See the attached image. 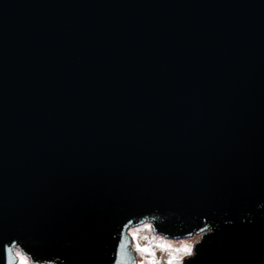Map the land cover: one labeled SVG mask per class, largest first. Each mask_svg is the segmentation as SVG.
Segmentation results:
<instances>
[{
    "label": "water",
    "instance_id": "1",
    "mask_svg": "<svg viewBox=\"0 0 264 264\" xmlns=\"http://www.w3.org/2000/svg\"><path fill=\"white\" fill-rule=\"evenodd\" d=\"M264 264V0H0V264Z\"/></svg>",
    "mask_w": 264,
    "mask_h": 264
},
{
    "label": "rangeland",
    "instance_id": "2",
    "mask_svg": "<svg viewBox=\"0 0 264 264\" xmlns=\"http://www.w3.org/2000/svg\"><path fill=\"white\" fill-rule=\"evenodd\" d=\"M126 232L130 237V249L134 252L136 264H169V260H172V264H181L182 259L188 256L182 250L184 246H192L199 239V235L196 234L182 238H167L154 233L149 223L131 226ZM137 245L147 251L141 252ZM13 253L16 256L15 264H21V261L23 264H32L18 250L13 249Z\"/></svg>",
    "mask_w": 264,
    "mask_h": 264
},
{
    "label": "snow or ice",
    "instance_id": "3",
    "mask_svg": "<svg viewBox=\"0 0 264 264\" xmlns=\"http://www.w3.org/2000/svg\"><path fill=\"white\" fill-rule=\"evenodd\" d=\"M193 247H194V246H188V245H185L184 248H183L182 250H183L186 254L191 255L192 252H193ZM137 248H138V250H140L141 252L147 251V249H141V248L139 247V245H137ZM178 251H180V250L178 249ZM17 255H19V253H17ZM169 264H172V260H169Z\"/></svg>",
    "mask_w": 264,
    "mask_h": 264
},
{
    "label": "clouds",
    "instance_id": "4",
    "mask_svg": "<svg viewBox=\"0 0 264 264\" xmlns=\"http://www.w3.org/2000/svg\"><path fill=\"white\" fill-rule=\"evenodd\" d=\"M21 264H23V261H21Z\"/></svg>",
    "mask_w": 264,
    "mask_h": 264
}]
</instances>
